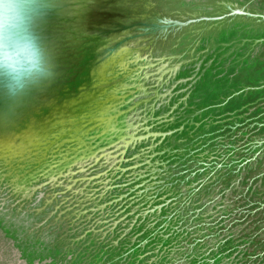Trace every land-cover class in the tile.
Segmentation results:
<instances>
[{
	"label": "rangeland",
	"instance_id": "1",
	"mask_svg": "<svg viewBox=\"0 0 264 264\" xmlns=\"http://www.w3.org/2000/svg\"><path fill=\"white\" fill-rule=\"evenodd\" d=\"M32 27L0 264H264V0H35Z\"/></svg>",
	"mask_w": 264,
	"mask_h": 264
},
{
	"label": "clouds",
	"instance_id": "2",
	"mask_svg": "<svg viewBox=\"0 0 264 264\" xmlns=\"http://www.w3.org/2000/svg\"><path fill=\"white\" fill-rule=\"evenodd\" d=\"M35 0H0V83L22 94L51 75V67L33 31Z\"/></svg>",
	"mask_w": 264,
	"mask_h": 264
}]
</instances>
